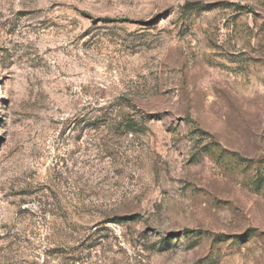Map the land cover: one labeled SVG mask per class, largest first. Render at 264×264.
<instances>
[{
  "label": "rangeland",
  "instance_id": "rangeland-1",
  "mask_svg": "<svg viewBox=\"0 0 264 264\" xmlns=\"http://www.w3.org/2000/svg\"><path fill=\"white\" fill-rule=\"evenodd\" d=\"M118 98L134 133L84 128ZM78 194L92 248L49 237ZM71 255L264 264V0H0V264Z\"/></svg>",
  "mask_w": 264,
  "mask_h": 264
},
{
  "label": "trees",
  "instance_id": "trees-1",
  "mask_svg": "<svg viewBox=\"0 0 264 264\" xmlns=\"http://www.w3.org/2000/svg\"><path fill=\"white\" fill-rule=\"evenodd\" d=\"M129 100H126L125 98H118L113 104H109L106 107H101L97 111H95V115L87 120V123L84 124V128L86 130L88 129H94L98 130L100 133L102 132H108V134L111 135V137H119L120 135H130L135 132V128L139 127L143 121L146 120V117L143 115H138V121L131 113H125L126 110H131ZM56 172V175L61 180L62 175L64 172L62 170H54ZM79 196V197H78ZM78 200L74 201L73 203L68 202L65 203V212L64 215L66 216V219L62 223V226L59 227V229H54L49 231V237L53 239L55 236H58L54 231L57 232L60 231L61 237L63 238L65 236V240L67 243H75L77 245H86L87 243L90 244V247H94L98 242H101L100 240L103 239L101 235V231H98V226L95 225L93 228H83V226L79 227L74 225L72 223L71 214L77 213V211L80 209H84L88 204L87 201H84L83 198H81V194H78ZM39 206H50L45 205L41 201H38ZM44 211H46L44 209ZM43 212V214H45ZM48 212V211H46ZM51 216H54L53 214ZM110 221L106 223H112V224H123L127 223L129 221L133 220V217H115L113 219H108ZM65 225V226H64ZM66 228V230L64 229ZM93 229H95L93 231ZM92 231V233H90ZM88 234V235H87ZM48 239V238H47ZM49 240V239H48ZM65 246V244H63ZM63 246V247H64ZM60 248L54 247L51 251V255H58ZM74 251L79 250V246H76ZM79 255V254H77ZM76 256L71 255L68 258L69 263L71 264H78L80 262V258Z\"/></svg>",
  "mask_w": 264,
  "mask_h": 264
}]
</instances>
